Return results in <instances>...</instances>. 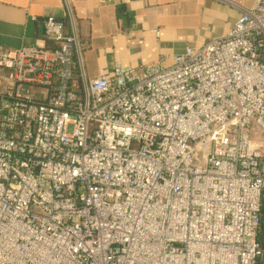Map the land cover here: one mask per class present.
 <instances>
[{"label": "built area", "instance_id": "obj_1", "mask_svg": "<svg viewBox=\"0 0 264 264\" xmlns=\"http://www.w3.org/2000/svg\"><path fill=\"white\" fill-rule=\"evenodd\" d=\"M229 34L89 79V43L0 47V264H264V0Z\"/></svg>", "mask_w": 264, "mask_h": 264}, {"label": "crops", "instance_id": "obj_2", "mask_svg": "<svg viewBox=\"0 0 264 264\" xmlns=\"http://www.w3.org/2000/svg\"><path fill=\"white\" fill-rule=\"evenodd\" d=\"M230 2L249 7L253 0H0V47H52L46 19L62 21L71 34L73 17L79 38L89 43V79L117 65L142 71L229 34L240 14Z\"/></svg>", "mask_w": 264, "mask_h": 264}]
</instances>
